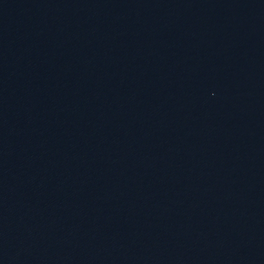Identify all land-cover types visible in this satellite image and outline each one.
<instances>
[{"label": "water", "instance_id": "water-1", "mask_svg": "<svg viewBox=\"0 0 264 264\" xmlns=\"http://www.w3.org/2000/svg\"><path fill=\"white\" fill-rule=\"evenodd\" d=\"M0 264H264V0H0Z\"/></svg>", "mask_w": 264, "mask_h": 264}]
</instances>
